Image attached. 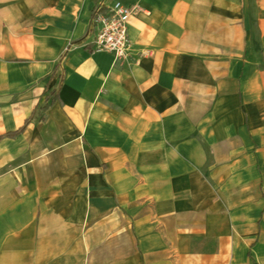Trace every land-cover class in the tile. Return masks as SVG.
Returning <instances> with one entry per match:
<instances>
[{
	"label": "crops",
	"instance_id": "crops-1",
	"mask_svg": "<svg viewBox=\"0 0 264 264\" xmlns=\"http://www.w3.org/2000/svg\"><path fill=\"white\" fill-rule=\"evenodd\" d=\"M112 1L0 0V264H264V0Z\"/></svg>",
	"mask_w": 264,
	"mask_h": 264
},
{
	"label": "built area",
	"instance_id": "built-area-1",
	"mask_svg": "<svg viewBox=\"0 0 264 264\" xmlns=\"http://www.w3.org/2000/svg\"><path fill=\"white\" fill-rule=\"evenodd\" d=\"M132 12V8L118 0L96 5L90 23L92 49L111 52L116 60L125 59L131 49L127 22Z\"/></svg>",
	"mask_w": 264,
	"mask_h": 264
},
{
	"label": "trees",
	"instance_id": "trees-1",
	"mask_svg": "<svg viewBox=\"0 0 264 264\" xmlns=\"http://www.w3.org/2000/svg\"><path fill=\"white\" fill-rule=\"evenodd\" d=\"M47 99H48L49 101H48V103H46V104L42 107L43 110H45V109H46L51 103H53V101H54L55 98H54V97H52V98H48V97H47ZM30 118H31V116L28 117V118L25 120L24 124H23L21 127H19L17 130L12 131V132H8V133H6V135L9 136V137H13V136H15L16 134L22 132L23 129L25 128V126L27 125V123H28V121H29ZM40 118H42V117H40Z\"/></svg>",
	"mask_w": 264,
	"mask_h": 264
}]
</instances>
